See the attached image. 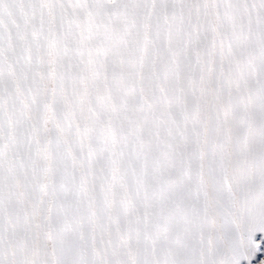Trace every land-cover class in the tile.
Returning a JSON list of instances; mask_svg holds the SVG:
<instances>
[{"label": "snow or ice", "instance_id": "obj_1", "mask_svg": "<svg viewBox=\"0 0 264 264\" xmlns=\"http://www.w3.org/2000/svg\"><path fill=\"white\" fill-rule=\"evenodd\" d=\"M0 264H264V0H0Z\"/></svg>", "mask_w": 264, "mask_h": 264}]
</instances>
